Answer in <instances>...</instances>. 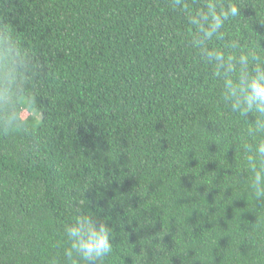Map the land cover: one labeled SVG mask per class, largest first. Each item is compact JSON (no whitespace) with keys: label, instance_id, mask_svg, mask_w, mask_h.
I'll return each instance as SVG.
<instances>
[{"label":"trees","instance_id":"trees-1","mask_svg":"<svg viewBox=\"0 0 264 264\" xmlns=\"http://www.w3.org/2000/svg\"><path fill=\"white\" fill-rule=\"evenodd\" d=\"M241 2L228 31L264 48V0ZM2 15L43 79L31 131L0 134V264H50L77 206L114 230L109 264H264V208L220 167L243 122L167 0H0Z\"/></svg>","mask_w":264,"mask_h":264},{"label":"clouds","instance_id":"clouds-1","mask_svg":"<svg viewBox=\"0 0 264 264\" xmlns=\"http://www.w3.org/2000/svg\"><path fill=\"white\" fill-rule=\"evenodd\" d=\"M167 7L186 22L182 42L194 51L218 100L243 122L238 139L229 147H235L234 164L220 165L232 170L226 175L234 177L229 188L251 196L256 206L260 202L264 208V48L251 40L242 43L238 32L228 31L243 17L245 5L241 0H167ZM18 33L12 23L0 22V134L5 136L28 134L30 118L37 111L42 114L36 100L43 79L37 82L41 65L37 52L25 48ZM106 220L77 206L71 221L63 225L66 246L50 264H109L116 258V243Z\"/></svg>","mask_w":264,"mask_h":264}]
</instances>
